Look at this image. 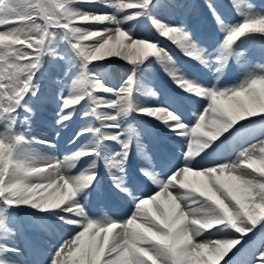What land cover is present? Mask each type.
Segmentation results:
<instances>
[{
	"label": "snow or ice",
	"instance_id": "1",
	"mask_svg": "<svg viewBox=\"0 0 264 264\" xmlns=\"http://www.w3.org/2000/svg\"><path fill=\"white\" fill-rule=\"evenodd\" d=\"M230 3L236 22H227L220 5L208 0L222 34L209 48L182 22L160 16L187 7L175 0H0V264H21L26 249L38 254L18 241L29 224L44 227L51 219L69 226L70 235L47 261L27 264H234L229 254L245 237L264 233V139L242 147L235 160L212 159L230 141L252 138L258 123L264 133V64L253 66L242 50V38L264 35V11L247 0ZM153 33L207 71L190 77ZM61 45L72 57L60 55ZM46 57L65 61L63 75L71 79L65 87L53 78L54 95L41 90L37 76ZM113 57L131 65L118 91L102 82L104 62ZM150 58L173 91L138 83ZM233 61L243 78L225 86ZM46 102L56 104L59 128L74 116L85 121L62 158L32 150L34 144L56 147L28 135L35 105ZM133 114L155 124L125 127ZM90 119L98 126L86 123ZM161 125L167 130L162 136ZM134 148L141 158L135 180L128 171ZM114 198L130 202L129 217L106 214ZM93 203L103 215L93 213ZM205 232L225 238L199 239ZM256 264H264V249Z\"/></svg>",
	"mask_w": 264,
	"mask_h": 264
},
{
	"label": "rangeland",
	"instance_id": "2",
	"mask_svg": "<svg viewBox=\"0 0 264 264\" xmlns=\"http://www.w3.org/2000/svg\"><path fill=\"white\" fill-rule=\"evenodd\" d=\"M214 2L215 1H217V0H213ZM164 2L165 3H168V2H170L169 0H164ZM176 3H180V5H187V7H189V5H190V2L187 4V0H176L175 1ZM205 2L206 3H204L203 4V6H207V4H208V0H205ZM82 5H79V7L80 8H82L81 7ZM83 6H85V5H83ZM193 7V6H192ZM194 8V7H193ZM83 10H89V11H93L94 9H92V8H88L87 6H86V8H82ZM182 9L183 8H175V9H169L170 10V12H171V15L172 16H170L171 18H173L174 19V22H176V21H180L182 18V16H181V11H182ZM164 12V11H163ZM197 14H198V11L196 12H194V15L192 16L191 14L189 15L191 18H192V21L196 18V16H197ZM160 15L163 17V13L161 12L160 13ZM252 47H255V45H252ZM60 55H64V56H66V57H72V53H71V51L70 50H68L67 49V47L66 46H63V45H61V48H60ZM259 56V55H258ZM57 63H59V65H60V67L59 68H57ZM124 63H127V62H124L122 59H119V58H117L116 59V65L114 66V67H112V69L111 70H116V69H122L124 66ZM123 64V65H122ZM108 65H110L111 66V64H108ZM110 66H108V67H106L105 65H104V67L105 68H111ZM117 66V67H116ZM103 67V68H104ZM119 67H121V68H119ZM67 69H66V63H65V61H58V62H54L51 58H48V57H46L45 58V60H44V65H43V67L41 68V71L43 72V73H45L47 76H48V79L49 80H44V81H41L39 84L40 85H43V84H46V86L45 87H42L41 88V90H43L44 92H48L49 90H51V93L54 95L55 93H56V91L58 90V88H57V86H55L54 84H52L50 81L53 79V78H55L56 80H61L62 82H63V84L65 85V87H68V86H70L71 85V79L70 78H68V77H65L64 75H63V73H64V71H66ZM76 69H74V71H75ZM128 70L129 69H127V70H125L126 72H127V74L125 73V74H123L122 75V77H121V79L119 80V81H117L116 82V84H113V79L112 78H114L115 79V77L116 76H118V74L117 73H115V72H110L111 74V76H110V78H107L108 79V81L107 82H105L104 81V83H107L109 86H112V87H115V89L118 91V88L119 87H121V86H123L122 85V83H120L121 82V80L123 79L124 81L127 79V76H128ZM147 70H149V66H148V69ZM105 72H103V75H106V73H109V71H107V70H104ZM105 73V74H104ZM75 77H72V79H74ZM124 81H123V83H124ZM103 82V81H102ZM117 87V88H116ZM50 93V94H51ZM104 95V94H103ZM108 95V94H107ZM106 95V96H107ZM106 98H109V99H114V98H112L111 96L110 97H106ZM45 110H47L48 111V109H45ZM106 110V109H105ZM56 111H57V108H56V104H55V106H54V109H52V111H49L51 114H52V118H53V120L55 121V119H56ZM77 116H74L73 117V121H72V123L70 122L69 123V125H71V124H73V123H75V127L76 126H83L84 125V123H85V121H82L80 118H79V116L76 118ZM75 118H76V120H75ZM75 120V121H74ZM90 121H92V119H90V120H88L86 123H90ZM55 124V123H54ZM258 126L259 127H262L259 123L255 126L256 127V129H258ZM62 133H64V132H62ZM70 136V131H68V132H66V134H64V136H63V138H61V139H66V140H68V139H70V138H68ZM245 139L244 138H238L237 140H235V141H231L230 143H229V145L227 146V148H222V154H225V157L227 156L228 157V155H229V153L230 152H232L234 149V151H237V152H239L241 149H240V143L242 142V141H244ZM69 144V143H68ZM69 146H71L70 144H69ZM68 146V147H69ZM66 147V146H65ZM115 147V146H114ZM241 148H242V146H241ZM65 149V148H64ZM236 155H237V153H236ZM236 155H235V157L234 158H232L231 160H235L236 159ZM227 160H229V159H227ZM26 219V218H25ZM31 225H38V226H40L39 224H35V223H32ZM214 239L215 238V236H209L208 234L207 235H205V237H203V239ZM66 240V239H65ZM261 249H264V233H259L258 234V238H257V240H254V241H252V243H251V241H250V243H246V244H244L243 245V248L240 250V251H242V253L243 254H250V256H251V262H252V264H256V258H257V256H258V254H259V251L261 250Z\"/></svg>",
	"mask_w": 264,
	"mask_h": 264
},
{
	"label": "bare ground",
	"instance_id": "3",
	"mask_svg": "<svg viewBox=\"0 0 264 264\" xmlns=\"http://www.w3.org/2000/svg\"><path fill=\"white\" fill-rule=\"evenodd\" d=\"M170 1V0H169ZM176 1V0H175ZM255 6V5H254ZM82 8H86V6H81ZM87 7L88 8H90L88 5H87ZM256 7V9H257V6H255ZM161 16V15H160ZM209 22H210V18H209ZM213 22V24H214V26H215V23H214V21H212ZM193 24H191L190 25V27H191V29H192V31H196V30H198V28H200V26H199V24L198 25H195L194 24V22H192ZM142 32H146L147 31V29L146 28H144V29H142L141 30ZM254 34H258V35H260V36H264V35H261V34H259V33H254ZM153 36H154V38H156L155 37V34L153 33ZM200 36V35H199ZM157 39V38H156ZM166 40V39H165ZM252 40V38L251 37H246V38H244V41L245 42H249V41H251ZM165 42V41H164ZM166 42H167V40H166ZM168 43H170L169 41H168ZM244 44H246L247 45V43H244ZM170 45H171V43H170ZM163 46L165 47V48H167V49H169V51H170V53H172L173 55H177V51L179 50L178 48L176 49V48H174L173 46H175V45H171V47L172 48H169V45L167 46H165V44H163ZM166 49V50H167ZM259 51L261 52V54H263L264 53V46H260V48H259ZM263 58H264V55H261ZM116 57H113V58H111V60L110 61H105V63H108V64H112L111 66H113V64H116ZM120 59V58H119ZM153 59V58H152ZM188 61H190V62H192L195 66H197V68L199 69V71H200V76H202V74L203 73H205L207 70H204V69H202L196 62H194V61H191L189 58H186ZM124 62H126L125 60H123ZM155 62V61H154ZM251 64L253 65V62H251ZM260 64H264V59L262 60V62L260 63ZM109 66V65H108ZM160 70V69H159ZM235 70H237V72L239 73V77L240 78H238V79H242L243 78V73H242V71L240 70V68H239V66L236 64V67H235ZM124 71H125V69H123L121 72H118L119 73V75L120 76H122V74L124 73ZM161 71V70H160ZM115 72V71H114ZM193 77H197V74L195 75V76H193ZM192 77V78H193ZM206 79H207V77H205ZM168 81H170L171 82V80H170V78H169V80ZM171 84L172 85H174L172 82H171ZM175 86V85H174ZM108 95H111V94H108ZM111 96H113V95H111ZM37 116L38 117H40L41 118V115L40 114H37ZM46 117V116H45ZM47 118V117H46ZM46 118H43L44 120H46ZM43 119H40L41 120V125L40 126H38V128H37V130H36V132H34V135H33V133H32V135L31 136H35V137H37V138H39V139H45V140H49V141H51V142H53L55 145H56V147L54 148V149H50V148H47L46 146H43L42 145V147L39 145V144H34V145H32V150H34V151H36V152H38L39 154H41V155H44V156H48V157H61L62 158V156L64 155V154H67V152H65V151H63L62 150V148L60 147V144H58L59 143V139H56V135H54V134H52V133H50V132H46L45 133V137H41L40 135H38V133L37 132H42L43 131V127H44V124H45V121L43 120ZM47 121V120H46ZM57 153H58V155H57ZM136 158L139 160V159H141L138 155L136 156ZM105 171V170H104ZM131 211H132V209H131V204H130V202H129V204H127V205H121V209L119 210V212H120V215L122 216V217H124V218H127V217H129L130 215H131ZM109 215L110 214H112L111 213V211H109V213H108ZM47 222V221H46ZM117 232L119 231V229H117L116 230ZM67 236H66V234L65 233H59L58 235H56V238H54V236H51V237H49V239H48V242H49V247H48V249L47 250H49V252H51V254L53 253V250H55L56 248H58L59 246H60V244H62L63 243V240L66 238ZM203 237H205V233H204V235L202 236V237H199V238H203ZM216 238V237H215ZM216 239H221V236L219 237L218 236V238H216ZM51 254H48V255H51ZM238 255H236L235 254V256L234 257H232V261L234 262V264H242V262H244V264H250V260H251V258L249 257V256H243V257H239L240 255H239V253H237ZM42 261V260H41ZM43 261H47V259L46 258H44V260Z\"/></svg>",
	"mask_w": 264,
	"mask_h": 264
}]
</instances>
